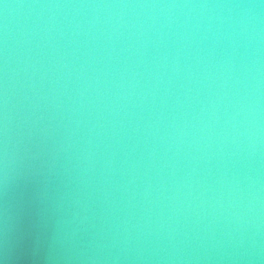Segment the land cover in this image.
Segmentation results:
<instances>
[{
	"label": "water",
	"instance_id": "obj_1",
	"mask_svg": "<svg viewBox=\"0 0 264 264\" xmlns=\"http://www.w3.org/2000/svg\"><path fill=\"white\" fill-rule=\"evenodd\" d=\"M0 264H264V0H0Z\"/></svg>",
	"mask_w": 264,
	"mask_h": 264
}]
</instances>
